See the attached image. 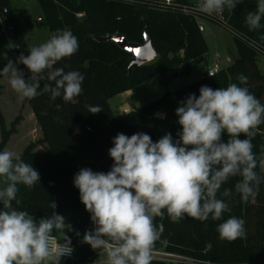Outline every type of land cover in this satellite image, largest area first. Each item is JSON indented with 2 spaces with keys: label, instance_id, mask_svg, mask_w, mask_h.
I'll return each instance as SVG.
<instances>
[{
  "label": "trees",
  "instance_id": "trees-1",
  "mask_svg": "<svg viewBox=\"0 0 264 264\" xmlns=\"http://www.w3.org/2000/svg\"><path fill=\"white\" fill-rule=\"evenodd\" d=\"M38 1L45 17L40 24L49 28L50 35L57 30L68 29L78 39V51L71 57L63 58L54 67L63 68L65 73L79 71L85 79L82 93L70 102L64 101L62 96L53 100L50 92H43L45 83L55 86L54 82L47 80L40 81L38 92L42 94L25 99L42 135L26 146L19 156L39 172L40 181L31 188L18 185L17 200L20 203L17 205L13 201L12 204L16 210L27 211L37 221L50 217L54 211L63 215L70 227V230L65 228L64 234L71 240L75 254L70 259L61 258L60 264H94L103 250H94L82 242L85 232L94 230V226L91 214L86 211L79 190L74 186V176L81 168L103 173L110 171L114 162L109 156V149L113 147V138L118 133L129 137L135 133H146L153 142L167 133H171L173 140L179 139L178 133L182 128L178 124L176 108L190 94L194 93L198 98L202 86L216 90L235 83L247 87L264 104V73L257 65L256 51L257 46L264 49V18L259 29L250 30L246 24L245 18L249 11H255L257 0H243L233 10L225 7L222 12L224 23H214L233 34L239 53L234 62L215 76L206 74L195 83L167 90L163 96L129 114L116 116L109 99L157 75L166 84L175 76L168 75L171 69L185 65V71L190 72L209 52L198 20L189 12L199 1L174 0L170 4L162 0ZM4 8H8V13H3ZM0 11L4 22L9 25L6 31L0 25V79L5 77L3 67L12 60L27 80L31 73L25 65L18 63V57L30 53L9 0H0ZM145 29L153 39L158 58L134 68L130 73L131 54L113 42L96 40L107 34L121 33L130 42L143 43ZM9 42L14 48L7 47ZM241 74L248 78L246 84L237 79ZM96 105L102 111L90 113L88 106ZM19 119L20 116L7 128L0 110V151L5 149L11 135L17 132ZM254 132L251 142L257 159L255 171L261 177L255 198L243 200L235 190L242 177L229 178L217 193V198L229 205V211L224 212L220 220H213L211 215L206 221L185 216L178 222H172L165 211L163 219L156 217L154 220L157 225L163 223L164 231L153 250L176 252L219 263H264V170L259 167V161L264 159V123ZM239 138L248 137L241 135ZM228 139V134L224 133L223 142ZM36 145H46L47 150L37 152ZM4 186L3 178H0V188ZM225 188L231 190L230 197L221 195ZM52 202L56 203L55 209L51 207ZM0 210H3L2 204ZM233 216L245 221L246 235L234 241L221 240L217 226ZM52 235L64 242L63 234L57 230H53ZM151 264L163 263L152 260Z\"/></svg>",
  "mask_w": 264,
  "mask_h": 264
},
{
  "label": "clouds",
  "instance_id": "clouds-1",
  "mask_svg": "<svg viewBox=\"0 0 264 264\" xmlns=\"http://www.w3.org/2000/svg\"><path fill=\"white\" fill-rule=\"evenodd\" d=\"M243 0H201L200 12L220 14L225 7L233 10ZM264 0H257L255 11H249L245 20L250 30L262 27ZM9 49L14 46L9 42ZM78 39L68 29L57 30L39 46H32L30 55L21 54L18 63L27 67L31 76L24 78L16 63L9 60L2 74L8 78L11 88L20 100L33 99L40 81L47 80L43 92L51 98L70 102L83 89L84 75L79 71L65 73L54 67L57 62L71 57L78 51ZM6 55V54H5ZM237 79L247 83L243 74ZM31 81V82H29ZM199 97L193 93L176 108L178 124L182 131L179 139L171 133L153 142L146 133L130 137L118 133L113 138L109 156L113 160L107 173L81 168L74 176V186L80 200L91 214L94 230L86 231L83 243L92 249L106 252L104 264H151L155 243L161 239L165 211L172 222L185 216L206 221L209 216L220 220L229 211L225 200L217 193L229 178L240 176L235 190L247 201L255 198L261 177L257 174V159L253 153L251 138L264 123V104L247 87L235 83L213 90L202 86ZM89 112L102 111L99 105L88 106ZM229 139L223 142L222 135ZM243 135L244 139L239 137ZM264 170V159L259 161ZM0 264H60L63 256L73 252L71 240L64 234L65 217L55 211L50 217L38 221L27 211H18L12 202L17 200L18 185L29 188L40 181L39 172L25 163L14 151H0ZM230 197L225 188L221 194ZM51 207L56 208L52 202ZM245 221L230 217L218 224L221 240L234 241L246 235ZM53 230L63 234L64 243L53 247ZM166 244L167 241H161Z\"/></svg>",
  "mask_w": 264,
  "mask_h": 264
},
{
  "label": "rangeland",
  "instance_id": "rangeland-1",
  "mask_svg": "<svg viewBox=\"0 0 264 264\" xmlns=\"http://www.w3.org/2000/svg\"><path fill=\"white\" fill-rule=\"evenodd\" d=\"M198 1L201 2V0ZM9 3L16 14V22L24 34L28 50L32 46H39L50 38L49 28L40 24L45 17L38 0H9ZM200 23L205 29L203 34L209 52L201 59L197 67L186 72L185 65L177 66L168 72L169 76H175L169 79L166 84L157 75L133 88L131 93H121L109 99V105L116 116L124 114L125 105L130 106L132 110L138 109L163 96L167 90H176L201 80L206 76L208 67L218 56L222 59L224 66H229L234 62L239 53L233 34L223 26L209 20L200 21ZM0 25L5 30L9 28L2 18L1 11ZM257 65L264 73V54H258ZM0 110L7 128H10L15 119L20 116L16 125L17 132L11 135L5 147V149L20 155L26 146L41 137V131L39 125L30 117L29 104L25 99H19L18 94L11 88L7 77L0 80ZM42 148L45 150L46 145H36L35 151L42 152ZM105 260L106 252L103 251L94 264H104Z\"/></svg>",
  "mask_w": 264,
  "mask_h": 264
},
{
  "label": "built area",
  "instance_id": "built-area-1",
  "mask_svg": "<svg viewBox=\"0 0 264 264\" xmlns=\"http://www.w3.org/2000/svg\"><path fill=\"white\" fill-rule=\"evenodd\" d=\"M168 4L172 3L174 0H162ZM200 2H198L199 4ZM198 4L196 5V7L193 10H189V12L193 13L195 15V17L198 20V24H199V29L201 32L204 31V27L203 25L200 23V21H206L209 20L211 22H223L225 21L223 14H216L213 13L211 15L200 12L198 9ZM3 13H8V8H4ZM83 14H79V16H82ZM3 31H6L3 27H2ZM256 51L258 52V54H264V49L262 47L257 46L256 47ZM228 66H224L223 65V61L222 59L218 56L213 64L211 66L208 67V71L207 74L209 76H215L216 74H218L221 70H223L224 68H226ZM162 117H164V114L161 113L160 114ZM92 222V220H91ZM94 228L95 225L92 222ZM54 238V244L53 247H56L59 244H63L64 242L60 240V238L56 235H52ZM73 249V252L71 253V255H66L63 256L62 258H73L74 254H75V248L74 246L70 245ZM103 252V251H102ZM153 260L155 261H160L163 264H232V263H219V262H214L211 260H204V259H200V258H195L193 256H188V255H184L181 253H176V252H169V251H164V250H153ZM260 264H264V263H260Z\"/></svg>",
  "mask_w": 264,
  "mask_h": 264
},
{
  "label": "water",
  "instance_id": "water-1",
  "mask_svg": "<svg viewBox=\"0 0 264 264\" xmlns=\"http://www.w3.org/2000/svg\"><path fill=\"white\" fill-rule=\"evenodd\" d=\"M144 42L135 43L130 42L121 33L107 34L96 38L98 42H113L119 48L131 54L133 61L129 65V73L136 67H140L155 61L158 58V52L153 45V39L148 33L147 29L144 30ZM132 111L128 105L124 106V114H129Z\"/></svg>",
  "mask_w": 264,
  "mask_h": 264
},
{
  "label": "crops",
  "instance_id": "crops-1",
  "mask_svg": "<svg viewBox=\"0 0 264 264\" xmlns=\"http://www.w3.org/2000/svg\"><path fill=\"white\" fill-rule=\"evenodd\" d=\"M10 9L12 10V12L14 13V15H15V17H16V14H15V12L13 11V9L11 8V6H10ZM203 32H205V29H204V31ZM4 78V77H3ZM2 79V78H1ZM0 79V80H1ZM128 93H131V90L130 91H127V92H124V94H128ZM27 103V102H26ZM28 104V103H27ZM30 106V105H29ZM31 108V107H30ZM114 112V111H113ZM30 117H31V119H33L34 121H35V123H37L38 124V122H37V120H36V118H35V115H34V113H33V111L31 110V115H30ZM39 129H40V127H39ZM77 129V128H76ZM40 131H41V129H40ZM41 135H42V133H41ZM43 149V148H42ZM47 150V146H46V149L44 150L43 149V151L42 152H44V151H46Z\"/></svg>",
  "mask_w": 264,
  "mask_h": 264
}]
</instances>
